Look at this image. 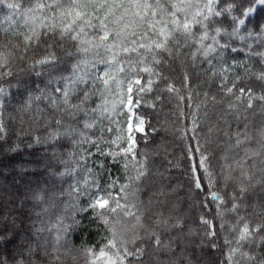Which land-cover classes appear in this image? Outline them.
I'll return each mask as SVG.
<instances>
[{
	"label": "snow or ice",
	"instance_id": "6c2138e0",
	"mask_svg": "<svg viewBox=\"0 0 264 264\" xmlns=\"http://www.w3.org/2000/svg\"><path fill=\"white\" fill-rule=\"evenodd\" d=\"M0 6L12 13L0 35V81L18 64L47 75L43 86L26 89L18 111L32 113L35 125L24 133L31 135L27 147L48 146L37 164L42 171L33 172L47 178L30 189L41 209L36 220L24 212L29 195L16 212L0 203V264H43L41 254L49 255L43 234L55 232L59 245L68 231L64 216L51 220L61 197L76 200L73 209L90 212V222L102 226L100 243L80 250L85 264H264V0H0ZM7 94L0 85V110ZM166 97L183 145L176 162L162 144L149 151L140 111L155 110ZM160 131L168 129L151 128L152 135ZM9 139L0 116V142L7 145L0 156L18 152ZM64 141L74 151L58 160ZM161 149L165 156L153 169ZM93 157L110 159L123 175L105 178V162L97 172L89 166ZM173 168H184L188 207L198 209L191 225L183 202L170 204L183 187L164 183ZM30 171L22 165L18 178ZM65 177L73 181L67 190L40 187ZM82 196L86 207L78 204Z\"/></svg>",
	"mask_w": 264,
	"mask_h": 264
},
{
	"label": "trees",
	"instance_id": "16d2710c",
	"mask_svg": "<svg viewBox=\"0 0 264 264\" xmlns=\"http://www.w3.org/2000/svg\"><path fill=\"white\" fill-rule=\"evenodd\" d=\"M261 15H264V12H262ZM21 68L22 65L18 64L15 67L14 75L12 77L0 81V85H3L8 90L7 96L4 97L2 101L4 107L0 110V116H2L4 123L9 129L10 139L8 143L13 146H15L16 143H19L20 145L17 153H8L7 155L0 156V160H3V163L6 166L3 169H0V196H2L0 203H2L8 211L16 212L19 211V201L25 200V196L29 195V198L25 201L27 207L24 209V212H31V219L36 220L34 213L41 209L36 208L33 201L30 199V189H36V181L38 179L44 180L47 178L43 176H34L33 172L42 171V167L37 168V164L42 165L43 161L41 157L44 156L48 146L37 145L34 148L27 147L31 135H25L24 133L29 131L30 127L31 129H35V125L32 124L31 121L32 113H21L18 109L22 105L24 97L27 95L26 89L35 88L37 85L43 86L47 80V75L37 77L35 74L22 71ZM193 79L195 82V77H193ZM33 108L35 109V105H33ZM21 120L24 121L23 125L21 124ZM150 121L152 122L153 119H150ZM146 131L149 133L148 149L150 152L156 150L157 146L162 144L164 148L167 149L169 158L173 159L174 162H176L182 155L183 147L181 145L168 138L152 135L151 131L148 129H146ZM6 146L7 145H3L2 142H0V147ZM140 146L142 148L144 147L143 141H141ZM68 148L69 146L66 141L61 142V146L57 149L58 160L68 159ZM47 155L50 156L51 152L48 151ZM164 156L165 152L161 149L160 156L156 158L155 163L151 165L153 169L161 166ZM53 163H58V161ZM22 165L28 166L32 169V171L26 174L27 178L24 180L18 178L19 170ZM59 167L63 170V165H59ZM122 175V169L114 164L105 178H108L109 176L116 178ZM70 182V177H65L64 182L62 183L59 181H57L55 185L51 182L47 185L41 183L40 187L47 188L50 191L59 192L60 189L67 190ZM164 183L171 184L173 187L183 185L182 188L178 189L177 193L170 196V204L174 205L182 201L183 211L188 214V222L191 225L192 220L198 216V209L196 207H188L190 200L188 199V181L186 179L184 168H173L171 170V175L166 176ZM60 199L63 202L60 203L57 208L52 210L51 220L52 222H55L57 216H64L65 224L69 226L68 231L63 234L62 239L59 241V245H57L55 239V232L51 235L47 232L43 234L44 239L41 243H44L45 241L47 242L46 247L49 252L48 256H44L43 253L41 254L43 264H85L83 257L80 256L79 253L80 250L83 249V228L86 220V212H79L78 210L73 209L72 206L77 203L76 200L68 197H61ZM78 204L80 207H86L87 197H80ZM66 205L68 206L67 213L64 211ZM73 218L79 220V223H74ZM48 219V217H44L46 223L48 222ZM221 243H223L222 240ZM54 247L59 248L58 253L53 252ZM8 248L9 251H12L11 245H9ZM66 250H71L69 255L64 254ZM56 255H59L61 259L58 261L55 260ZM73 256H76L77 259L74 260L72 258ZM221 258V256L217 255L212 259L219 260Z\"/></svg>",
	"mask_w": 264,
	"mask_h": 264
},
{
	"label": "rangeland",
	"instance_id": "374dc122",
	"mask_svg": "<svg viewBox=\"0 0 264 264\" xmlns=\"http://www.w3.org/2000/svg\"><path fill=\"white\" fill-rule=\"evenodd\" d=\"M11 10L7 9L6 7L0 6V35H2L3 29L7 28L9 26V21L6 19V17L11 16ZM13 21H15V17H13ZM237 46H240V42L237 41ZM243 54H241L238 59H243ZM153 97L155 93L152 94ZM40 107H45V102L41 101L40 102ZM174 106L172 103L169 102L167 97L163 101V104H158L156 109H150V108H142L140 111L142 115L145 117L146 121L148 122L146 125V129L151 131L152 127H158V128H166L168 131H160L156 136L162 137V138H168L175 143L183 145L180 143L178 139L173 134L172 129L174 127H178V125H174L172 123V120L174 117L171 115V113L174 111ZM155 111V112H154ZM150 119H153L151 122ZM68 143V142H67ZM68 153H72L74 151L72 145L68 143ZM78 151V149H77ZM93 161L95 162L94 164L92 161L89 162V166L95 167V170L97 172H101L99 168V163L100 162H105V166L107 171H104V177L108 175L110 172L111 168L113 167V163L110 161V159H106L104 157H93ZM71 179V178H70ZM73 181L71 180L70 183ZM87 206V204H86ZM91 221V214L90 212H86V220H85V225L83 228V249L85 248H95L101 241L104 233L102 230V226L92 223Z\"/></svg>",
	"mask_w": 264,
	"mask_h": 264
}]
</instances>
